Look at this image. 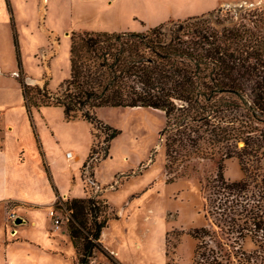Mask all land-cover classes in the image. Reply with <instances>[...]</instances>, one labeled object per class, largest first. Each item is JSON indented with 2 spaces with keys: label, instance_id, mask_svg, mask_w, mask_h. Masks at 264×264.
<instances>
[{
  "label": "rangeland",
  "instance_id": "obj_1",
  "mask_svg": "<svg viewBox=\"0 0 264 264\" xmlns=\"http://www.w3.org/2000/svg\"><path fill=\"white\" fill-rule=\"evenodd\" d=\"M220 2L41 0L43 9L47 7L43 12L46 19L43 27L39 25L40 16L30 7H25L26 14H16L19 29L14 28V32L19 59L10 58L8 54L11 52L10 26L0 27L3 52H0V63L17 69L22 79L26 77L24 74L44 79L42 85H31L25 78L28 86L47 85L56 93L71 76L73 33L143 32L163 23L183 21L219 9L237 21L244 10L264 7V4L254 5L252 0L224 1L217 7ZM25 35L27 40H24ZM25 41H29L32 54L25 53ZM43 49L54 51L47 64L43 61ZM31 100L39 102L37 98ZM43 117L51 119L65 155L72 154L69 158L65 156V160L60 158L54 167L59 190L66 192L62 201L96 197L107 201L112 210L101 237L107 253L97 251L90 264H197V261L206 264L205 260L197 259L200 241L191 236L193 230L200 228L208 232L203 241L208 254L223 264H264V226L256 228L251 219L252 216L264 219V160L251 163L244 171L236 158L221 161V146L206 143H201L197 151L183 153V159H169L163 132L167 123L165 113L151 108L98 109L96 117L101 124L119 132L108 143L104 142L105 134L99 126L81 118L67 122L60 108H50L36 116L40 125ZM261 129L264 130V124ZM243 146L240 142L239 147ZM60 152L58 150L57 154ZM221 163L226 180L246 179L250 184L244 195L248 211L242 214L240 221L235 216L242 230L210 205L215 199L217 202L223 199V195L211 190V182ZM54 205L53 221L45 209L19 210L17 217L24 216L28 224L14 225L7 220L6 234L16 229L17 235L7 243L5 223L0 215V264H77L76 249L67 231L69 212L64 208L54 210ZM55 220L59 221L58 227ZM244 220L248 221L246 225ZM33 221L35 224L31 225Z\"/></svg>",
  "mask_w": 264,
  "mask_h": 264
},
{
  "label": "trees",
  "instance_id": "obj_2",
  "mask_svg": "<svg viewBox=\"0 0 264 264\" xmlns=\"http://www.w3.org/2000/svg\"><path fill=\"white\" fill-rule=\"evenodd\" d=\"M244 11L237 21L219 9L143 32L73 33L71 76L58 92H51L47 85L28 86L20 73L27 108H61L67 122L81 118L99 126L107 143L119 132L101 124L98 109L159 110L167 119L163 132L169 159H183V153L197 151L206 143L223 148L221 161L236 158L247 171L251 163L264 160V7ZM14 42L17 48L15 32ZM34 98L39 102H32ZM223 169V163L219 164L211 182V190L223 199L210 205L242 230L237 219L242 220L248 211L244 195L250 184L246 179L226 180ZM62 208L69 212L67 231L77 264H90L97 251L107 253L101 242L111 219L107 201L58 198L54 210ZM251 219L256 228H263L264 219ZM191 236L200 241L197 259L223 264L208 254L205 228L193 230Z\"/></svg>",
  "mask_w": 264,
  "mask_h": 264
},
{
  "label": "crops",
  "instance_id": "obj_3",
  "mask_svg": "<svg viewBox=\"0 0 264 264\" xmlns=\"http://www.w3.org/2000/svg\"><path fill=\"white\" fill-rule=\"evenodd\" d=\"M224 1L239 0H221L217 7H220ZM252 1L254 5L255 3L264 4V0ZM25 7H30L40 16L39 25L43 27V22L46 20L43 12L47 7L43 9L41 0H0V27L3 28L6 24L10 26L8 30V37L11 41V52H8L10 58H18L14 42V28L18 31L16 14L23 15ZM18 36L20 37L19 34ZM27 38L28 36L25 35L24 40ZM25 42L27 44L24 48L25 53L32 54L28 47L29 41ZM12 51L14 56H12ZM19 52L22 54L21 48ZM53 53L54 51H48V49L42 50L43 61L46 64ZM24 75L27 83L31 85L44 84V79H36L29 74ZM50 108L57 107H41L40 110L29 111L17 69H9L0 63V215L5 223V243L8 239H13L12 237L16 234V229L6 234L7 215L10 211L14 210L18 214L19 210L45 209L52 219L53 205L58 198L65 197L66 192L61 193L59 190L60 185L56 179L54 167L60 158L65 160L68 157L63 151V144L60 142L51 119L43 117L41 125L36 120V116ZM58 150H61L59 155ZM71 170L75 178L73 166ZM17 218L21 219L23 224H28L24 216ZM33 224H35L34 221L31 225Z\"/></svg>",
  "mask_w": 264,
  "mask_h": 264
},
{
  "label": "built area",
  "instance_id": "obj_4",
  "mask_svg": "<svg viewBox=\"0 0 264 264\" xmlns=\"http://www.w3.org/2000/svg\"><path fill=\"white\" fill-rule=\"evenodd\" d=\"M66 156L69 158V157L72 156V154L68 152V153L66 154ZM53 215H54V212L51 211V216L53 217ZM17 219H18V218H17V214H16V212H15L14 210H12V211H10V212L8 213L7 220L10 221V222H12L14 225H16V221H17ZM55 225H56V227L59 226V221H58V220H55Z\"/></svg>",
  "mask_w": 264,
  "mask_h": 264
},
{
  "label": "water",
  "instance_id": "obj_5",
  "mask_svg": "<svg viewBox=\"0 0 264 264\" xmlns=\"http://www.w3.org/2000/svg\"><path fill=\"white\" fill-rule=\"evenodd\" d=\"M21 222H22L21 219H18V220L16 221L17 224H20Z\"/></svg>",
  "mask_w": 264,
  "mask_h": 264
},
{
  "label": "bare ground",
  "instance_id": "obj_6",
  "mask_svg": "<svg viewBox=\"0 0 264 264\" xmlns=\"http://www.w3.org/2000/svg\"><path fill=\"white\" fill-rule=\"evenodd\" d=\"M134 109V108H133ZM135 109H139V107L138 108H135Z\"/></svg>",
  "mask_w": 264,
  "mask_h": 264
}]
</instances>
